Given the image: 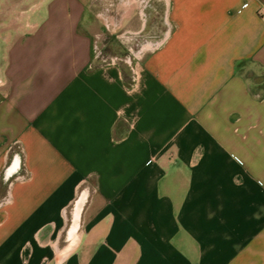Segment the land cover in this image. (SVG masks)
Wrapping results in <instances>:
<instances>
[{
    "label": "crops",
    "instance_id": "0c3cea01",
    "mask_svg": "<svg viewBox=\"0 0 264 264\" xmlns=\"http://www.w3.org/2000/svg\"><path fill=\"white\" fill-rule=\"evenodd\" d=\"M150 1L0 0V264H57L84 184L63 264H264V0Z\"/></svg>",
    "mask_w": 264,
    "mask_h": 264
},
{
    "label": "rangeland",
    "instance_id": "374dc122",
    "mask_svg": "<svg viewBox=\"0 0 264 264\" xmlns=\"http://www.w3.org/2000/svg\"><path fill=\"white\" fill-rule=\"evenodd\" d=\"M96 10L100 22L103 24H119L123 17L131 13V20L125 19L123 24H140L138 11L141 9L139 0H95ZM165 0H152L148 4L145 12L147 24H162L165 10ZM118 31L105 33L102 37L101 44L98 46V57L100 64L110 63V58H117L119 63L127 56L126 49L122 42L116 37ZM122 65V63H120ZM125 67V65H124ZM257 79L264 80V70Z\"/></svg>",
    "mask_w": 264,
    "mask_h": 264
},
{
    "label": "water",
    "instance_id": "95a60500",
    "mask_svg": "<svg viewBox=\"0 0 264 264\" xmlns=\"http://www.w3.org/2000/svg\"><path fill=\"white\" fill-rule=\"evenodd\" d=\"M85 188H89L88 184H84L80 188L76 199L66 210V226L55 245L56 262L58 261L61 264H63L66 259L75 251L81 239L79 230L82 226V215L89 201L87 200L86 203L87 193H85ZM89 190L90 193L88 199L93 191L90 188Z\"/></svg>",
    "mask_w": 264,
    "mask_h": 264
},
{
    "label": "trees",
    "instance_id": "16d2710c",
    "mask_svg": "<svg viewBox=\"0 0 264 264\" xmlns=\"http://www.w3.org/2000/svg\"><path fill=\"white\" fill-rule=\"evenodd\" d=\"M251 91L257 92L258 94L264 92V81L258 84H251Z\"/></svg>",
    "mask_w": 264,
    "mask_h": 264
},
{
    "label": "bare ground",
    "instance_id": "6f19581e",
    "mask_svg": "<svg viewBox=\"0 0 264 264\" xmlns=\"http://www.w3.org/2000/svg\"><path fill=\"white\" fill-rule=\"evenodd\" d=\"M57 264H61V263L57 261Z\"/></svg>",
    "mask_w": 264,
    "mask_h": 264
}]
</instances>
